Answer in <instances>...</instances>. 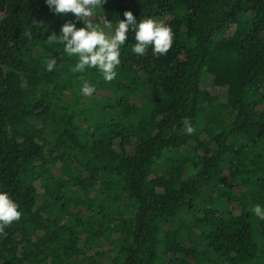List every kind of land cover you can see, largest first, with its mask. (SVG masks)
<instances>
[{"label": "trees", "instance_id": "16d2710c", "mask_svg": "<svg viewBox=\"0 0 264 264\" xmlns=\"http://www.w3.org/2000/svg\"><path fill=\"white\" fill-rule=\"evenodd\" d=\"M125 11L172 46L135 54L129 31L107 82L47 43L73 14L0 0V192L21 213L0 264H264V0H105L92 22Z\"/></svg>", "mask_w": 264, "mask_h": 264}, {"label": "clouds", "instance_id": "9594fccd", "mask_svg": "<svg viewBox=\"0 0 264 264\" xmlns=\"http://www.w3.org/2000/svg\"><path fill=\"white\" fill-rule=\"evenodd\" d=\"M105 0H46L47 5L55 14H73L77 21H82L84 27L77 28L75 23L67 22L62 25L61 34L54 32L48 35L47 43H62L64 51L69 56H78V63L73 71L83 72L86 67L97 68L107 82L112 81L117 73L115 68L120 64V48L128 39L129 31L134 33L135 44L132 51L141 56L145 55L148 46L152 47L153 55H165L171 49L173 33L171 28L161 21L153 18H145L137 23L136 17L131 11L123 13L124 19H120L113 30L111 21L103 18L104 28H100L92 22V17L98 7H102ZM57 61L51 58L47 64V70L52 71ZM81 91L91 96L95 88L84 81ZM186 133L191 135L195 129L185 119ZM7 193L0 192V235L5 234L6 226L18 221L21 213ZM253 211L261 219H264V209L259 205L254 206Z\"/></svg>", "mask_w": 264, "mask_h": 264}, {"label": "rangeland", "instance_id": "374dc122", "mask_svg": "<svg viewBox=\"0 0 264 264\" xmlns=\"http://www.w3.org/2000/svg\"><path fill=\"white\" fill-rule=\"evenodd\" d=\"M115 28V27H113ZM106 29V28H105ZM108 30V29H106ZM202 89L206 90L209 92V94H218L221 98H224L225 96V92H226V85L224 84H220V85H216L214 80H212L211 77L205 75L204 77V82L202 84ZM202 151H200L199 149L196 150V153H194L195 156L197 155H201Z\"/></svg>", "mask_w": 264, "mask_h": 264}]
</instances>
